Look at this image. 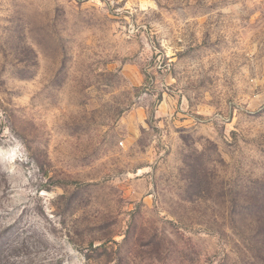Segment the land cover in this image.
I'll use <instances>...</instances> for the list:
<instances>
[{"label": "rangeland", "instance_id": "374dc122", "mask_svg": "<svg viewBox=\"0 0 264 264\" xmlns=\"http://www.w3.org/2000/svg\"><path fill=\"white\" fill-rule=\"evenodd\" d=\"M0 264H264V0H0Z\"/></svg>", "mask_w": 264, "mask_h": 264}]
</instances>
